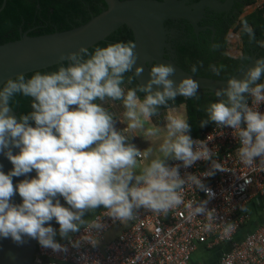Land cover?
Returning <instances> with one entry per match:
<instances>
[{"label": "clouds", "instance_id": "1", "mask_svg": "<svg viewBox=\"0 0 264 264\" xmlns=\"http://www.w3.org/2000/svg\"><path fill=\"white\" fill-rule=\"evenodd\" d=\"M241 31L250 42L255 41L254 30L244 18ZM211 47L216 50L219 44ZM135 49L136 44L131 41L96 47L92 53L82 46L78 52L68 53L66 67L50 73L36 71L27 79L19 73L0 89V154L13 165L7 173L0 165V237L11 238L18 245L29 237L43 248L67 252V247L54 239L57 232L50 222L55 220L59 235L69 239L73 247H79L81 241L95 247L98 240L92 230L104 225L99 216L84 219L86 212L103 206L104 215L126 223L135 219L134 210L141 207L167 216L184 204L186 184L211 194V189L196 175L182 178L177 166L166 163L172 158L188 167L197 160H212L213 169L222 168L212 159L214 153L207 144L189 135L187 117L168 111L163 136L160 127L147 126L160 106L175 102L178 96L199 100V82L192 75L176 81L172 77L177 70L172 64L154 62L145 83L126 87L144 70L136 63ZM238 58L250 59L242 54ZM202 67V62H197L191 65L190 72L196 74ZM223 68L209 65L217 77ZM244 68L242 65L239 71ZM127 73L132 75L127 76L126 82ZM262 77L264 58L255 59L254 66L248 67L242 78L228 77L226 87L214 91L219 99L205 105L208 119L201 122V126L211 121L218 127H231L240 145L236 154L248 166L254 165L256 158L264 165V113L257 109L264 103ZM138 93L144 94L143 99ZM17 96L29 98L31 107L19 120L9 107ZM246 97L252 98L251 106ZM106 99L122 101L125 131L141 133L153 143L152 138H156L160 141L157 147L141 151L128 143L127 137L116 129L113 114L96 103ZM242 122L246 127H241ZM14 148L19 151L14 153ZM33 170L36 176L27 178ZM20 176L26 178L14 186L13 177ZM17 192L22 198L19 204L12 202ZM61 196L69 207L60 203ZM206 203L192 202L187 207L192 209L191 215L211 219L215 210H209ZM240 209L250 211L243 204ZM81 226L85 234L72 241L70 233L79 231ZM206 227L210 229L211 225Z\"/></svg>", "mask_w": 264, "mask_h": 264}, {"label": "built area", "instance_id": "2", "mask_svg": "<svg viewBox=\"0 0 264 264\" xmlns=\"http://www.w3.org/2000/svg\"><path fill=\"white\" fill-rule=\"evenodd\" d=\"M264 8V0L259 4ZM232 45L240 41V34L231 31ZM249 105L252 98L249 97ZM264 113V103L257 106ZM241 127H246L242 122ZM193 140L204 141L214 153L213 160L221 164V169L212 168V160H197L185 167L182 161L170 159L167 164L177 166L182 178L196 175L205 187L207 194L195 185L186 184L183 189L184 204L170 211L167 216L156 214L146 208L134 210L135 219L126 223L104 215L103 207L91 219L99 216L104 227L93 229L92 235L98 240L93 247L81 241L73 247L69 239L56 241L67 252H54L40 244L33 264H192V256L201 244L213 248L223 243L230 247L221 254L219 264H264V222L241 240L237 234L248 220V212H242L240 205H246L258 198L264 200V165L256 158L255 164H243L236 150L240 146L231 127H218L204 131ZM212 171V175L205 173ZM206 201L209 210H215L213 218L204 215H191L187 205ZM90 219V220H91ZM211 225L209 229L206 225ZM120 228L118 234L108 239V233ZM85 234L84 226L70 234L72 241Z\"/></svg>", "mask_w": 264, "mask_h": 264}, {"label": "water", "instance_id": "3", "mask_svg": "<svg viewBox=\"0 0 264 264\" xmlns=\"http://www.w3.org/2000/svg\"><path fill=\"white\" fill-rule=\"evenodd\" d=\"M107 7L99 14L93 16L88 22L64 31L32 36L31 30L22 33L20 39L9 41L0 45V89L9 78L15 79L16 75H24L46 69L50 66L65 63L70 52H78L80 47L87 49L93 47L107 38L116 30L127 26L134 36L136 44L137 65L143 67V74L136 78L138 83H145L149 79L150 67L154 62L172 64L176 68V75L172 79L179 81L182 76L192 75L200 84L198 95L214 93L217 88L227 85L226 79H218L192 74L180 66L175 60L166 57L169 30L165 23L168 20H186L194 29L202 30L200 22L205 18L207 10L220 13L230 8L232 0H105ZM7 4L4 0L0 11ZM215 32V27H212ZM245 68L233 76L242 78L248 67L254 66L255 59L264 58L252 51ZM148 61L145 64V61ZM67 64L64 66L66 67ZM219 98H217L218 100ZM249 102V97H246ZM11 114L19 120L18 111L10 104ZM159 111V110H158ZM128 143H132L127 139ZM13 149V152H18ZM0 165L7 173L12 168L11 162L0 154ZM36 176L35 170L27 178ZM26 177H13L14 186ZM60 203L69 207L63 197ZM12 202L22 203V198L17 192ZM25 243L18 245L11 238L0 237V264H33L39 242L36 239L24 237Z\"/></svg>", "mask_w": 264, "mask_h": 264}, {"label": "trees", "instance_id": "4", "mask_svg": "<svg viewBox=\"0 0 264 264\" xmlns=\"http://www.w3.org/2000/svg\"><path fill=\"white\" fill-rule=\"evenodd\" d=\"M4 0H0V7ZM253 0H246L244 6L251 4ZM107 7L105 0H7L5 8L0 11V45L9 41L20 39L22 33L28 30L32 36L49 34L56 31H64L72 29L83 23L88 22L93 16L99 14ZM242 18L248 21L250 27L255 33V41L249 40V36L241 31V19L233 26V30L240 34L241 50L243 56L249 58L252 50L259 52L258 55H264V8L256 9L251 13L244 15ZM230 27L225 29V35L229 32ZM119 35V36H117ZM133 39L132 31L123 26L116 32L111 34L107 40L98 42L93 47L89 48V53H92L96 47H105L110 43L129 42ZM195 38V36H194ZM204 39V36H203ZM200 44L198 39L190 41L179 51L181 58L179 64L184 69L190 72V67L197 62H202L203 67L199 69L196 75L214 77L218 79H227L233 76L241 69L242 65H246L249 61L232 56L228 53L227 48L232 44L227 38L224 39L223 50L216 55H211L208 61H205L207 51L205 43ZM226 51V52H225ZM223 65V71L219 77L212 74L209 67L205 63ZM67 62L50 66L46 69L37 70L42 73H50L57 71L60 67L65 66ZM25 75L26 79L30 78L34 73ZM135 83L136 80H135ZM4 86V85H3ZM2 86V88H3ZM1 88V89H2ZM199 100L185 99L178 96L175 102L169 101V107L175 103L186 102L188 117L187 122L190 125V136H200L204 131L211 129L215 122L209 121L206 125L201 126V122L208 119L207 113L204 110L209 101L217 100L214 93H202ZM12 107L21 114H27L31 111L30 99L23 96H17L11 101ZM54 220L50 222L52 224ZM61 239V238H59ZM57 240V239H55Z\"/></svg>", "mask_w": 264, "mask_h": 264}, {"label": "flooded vegetation", "instance_id": "5", "mask_svg": "<svg viewBox=\"0 0 264 264\" xmlns=\"http://www.w3.org/2000/svg\"><path fill=\"white\" fill-rule=\"evenodd\" d=\"M198 1L199 0H191L192 3ZM245 1L246 0H232V5L230 6V8L220 13L207 10L205 18L200 22V27H202V30H200L199 32H197L194 29V27L186 20L180 19V20L166 21L165 25L170 33L168 35V40H167L168 47H166L165 56L175 60L179 64L181 60L179 56V51L182 50L183 47L186 46L188 42L194 41L196 38L198 39L199 43L201 42L200 44H203V42L207 41L205 43L204 48L206 49L205 51H207V55H205V61H208V58L211 55H216L217 53L223 50L224 39L227 38L229 40V34L233 30V26L237 22H239V20L243 17L242 14L245 8L244 6ZM212 27H215V32L212 29ZM227 27H230V29L227 35H225V29H227ZM128 39L129 41L134 43V38L133 39L128 38ZM214 43L219 44V48L216 50H213L211 47V45ZM253 50L255 53L259 54L258 51H256L255 49ZM241 54H243V52H241ZM246 57L248 56L246 55ZM210 64L209 62L205 63L206 67H209ZM130 75H132V73L126 74L125 77L126 82H127V76ZM135 80L136 79L134 78L131 85H127L126 83V87H133V88L136 87L139 83L137 82V80H136L137 83H135ZM260 82H264V77H262V80ZM138 95L141 97V99H143L144 96L143 93H138ZM96 103H100L104 108H106L110 113L113 114L116 129L119 132H121V134H124L127 137V139H130L131 137L129 135V132L125 131L126 128L121 127L119 125L120 119L123 118V112L125 111L122 101H113L110 99H106L105 101L97 100ZM164 108L166 107L160 106L158 110H163ZM51 226L59 227V224L54 220Z\"/></svg>", "mask_w": 264, "mask_h": 264}, {"label": "crops", "instance_id": "6", "mask_svg": "<svg viewBox=\"0 0 264 264\" xmlns=\"http://www.w3.org/2000/svg\"><path fill=\"white\" fill-rule=\"evenodd\" d=\"M261 2H262V0H253V2L251 4L245 6L242 15L244 16L248 13H251L252 11H254L256 9H259L258 6ZM241 52H238V54L230 53V55L238 57L241 54ZM168 111H171V112L178 114V115H185L186 117H188L187 103L185 101L180 102V103H175L169 107L164 108L163 110H159L157 115H153L151 117L152 123L151 122L148 123L147 126L151 127L153 124L157 127H160L161 128V136L164 135L163 127L166 125V115H167ZM119 125L121 127L127 128V124H126V122L123 121V118L120 119ZM128 132H129V135L131 137L130 141H132V143L141 151H144L149 147L155 148V147H157L158 143L160 142L156 138H152L154 141V143H153L152 141L146 139L141 133H132L130 131H128ZM170 159H172V158H169L166 161V163ZM137 174H138V170H137ZM247 207L250 209V211H248V220H247L245 226L237 234V239H239V240H241L246 235H248L249 233L254 231L256 228H258L264 222V200L258 198L257 200L250 202ZM102 208H103V206H100L97 209H95L93 212H86L84 215V219L90 220L92 218V216L95 213H97L99 210H101ZM53 228L56 229V232H57L54 239L62 238L59 235V227H53ZM119 231H120V228H115L112 231H110L108 233V239L115 237ZM70 234H72V233H70ZM229 247H230V244H228V243H223V244L217 245L213 248H210V247L206 246L205 244H201L199 246V248L194 252V254L199 249L202 248L203 251H205V253H207V256L204 257L203 259H201L198 262V264H219L221 254L223 253L224 250L228 249ZM194 254H193V256H194ZM193 256H192V264H197L194 262Z\"/></svg>", "mask_w": 264, "mask_h": 264}, {"label": "rangeland", "instance_id": "7", "mask_svg": "<svg viewBox=\"0 0 264 264\" xmlns=\"http://www.w3.org/2000/svg\"><path fill=\"white\" fill-rule=\"evenodd\" d=\"M241 42L238 41L235 43V45H231L229 48H228V53H233V54H238V52H241ZM207 256V253H205V251H203V249H199L193 256V260L195 263L198 264V262L203 259L204 257Z\"/></svg>", "mask_w": 264, "mask_h": 264}]
</instances>
